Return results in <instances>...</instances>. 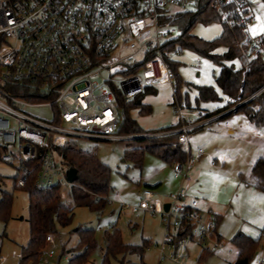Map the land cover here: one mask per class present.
<instances>
[{
    "label": "built area",
    "instance_id": "built-area-1",
    "mask_svg": "<svg viewBox=\"0 0 264 264\" xmlns=\"http://www.w3.org/2000/svg\"><path fill=\"white\" fill-rule=\"evenodd\" d=\"M198 0H0V139L15 152L0 156L8 165L17 164L15 186L23 187L37 170L34 185L43 192L60 193L72 185L68 162L62 149L76 137L121 139V111L112 88L122 91L129 102L161 84L170 86L176 127L151 136L178 134L185 159L171 163L181 186L165 202L152 189L144 188L137 204L125 205L133 213L159 215L164 234L159 243L160 260L182 264L189 244L199 242L216 252L226 249L217 237L215 220L191 197L185 182L192 180L196 160L204 148L193 149L191 135L222 119L254 96H228L222 110L213 112L190 107L179 99L175 72L167 64L163 43L168 31L161 16L192 10ZM224 26L239 31L238 44L248 47L239 58L243 66L259 56L264 62V33L255 35L259 19L250 0H211ZM155 51L145 65L146 52ZM10 88L27 91L28 97ZM53 107L52 119L32 114L29 109ZM59 122L65 125L59 124ZM225 126H230L228 120ZM212 165L216 161L212 160ZM70 169V168H69ZM112 203L111 198H107ZM168 204V208H166ZM264 236V231H263ZM264 250V245H263ZM71 253L68 264L82 251ZM62 243L55 232L45 234L38 259L28 264H62ZM6 256L0 255V262ZM259 264H264V253Z\"/></svg>",
    "mask_w": 264,
    "mask_h": 264
},
{
    "label": "rangeland",
    "instance_id": "rangeland-1",
    "mask_svg": "<svg viewBox=\"0 0 264 264\" xmlns=\"http://www.w3.org/2000/svg\"><path fill=\"white\" fill-rule=\"evenodd\" d=\"M253 5V10L257 14L259 22L254 26L252 32L257 35L264 33V0H250ZM224 29V25L220 19H215L210 22L202 20L196 22L192 28V33L205 40H212L219 37ZM180 31L177 28L172 29L171 36H177ZM224 47H219L217 52H223ZM170 58L177 62V73L181 80L180 92L185 99L186 93L189 95V100L193 105H197V86L212 85L218 91L222 98L218 101L201 102L200 108L213 110L211 107L224 106L227 96L219 89L215 76L220 70L219 64L212 59L202 56L191 49H183L182 51L170 53ZM236 65H240L239 60H235ZM155 93L147 94L144 97V102L152 107V111L147 114H141L139 108H134L130 113L137 120L139 125L148 131L160 130L176 123V117L173 112V95L169 85L161 84L156 87ZM29 111L37 116L52 119L54 108L36 107L30 108ZM121 111V109H120ZM121 111V120H122ZM246 117L241 112H235L230 116V120L235 126L237 137H225L227 129L221 124L213 125L204 130L192 133V139L201 138L204 142L205 136L211 132L217 136L218 142L221 145L236 146L243 143L245 130H240L239 125H246ZM61 125L64 123L59 122ZM121 139H97L91 137H76L71 141L78 142L85 150L91 151L106 163L111 168V191L108 195L113 200L112 203L106 204L103 210H93L88 206H79L75 203L71 196L70 187L60 189V193L55 192L53 199L58 201L63 200L73 213V221L70 225L63 227L58 226L55 232L59 238L64 253L62 254V264H68L72 251H84V247L75 248L79 242V233L76 231L80 226L82 229H94L97 241V247L91 253L89 259L84 264H102L103 255L105 252L104 236L106 231H112L114 228L120 230L123 241L131 244H142L148 239L151 246L146 248L143 259L140 256L128 254L130 260L125 258V262H132L134 259L136 264H141L142 260L146 264H177L165 258L159 262L160 250H157V240L162 238L164 234L163 225L160 223V216L145 214L140 211L133 213L130 209L123 207L125 205L137 204L142 195V189L148 185H155L157 179L170 180L173 178L171 167L165 165L155 154L146 151L142 166H138L132 158L130 151L133 148H142L146 143H141L135 140L138 137H133L124 132H119ZM242 137H241V136ZM145 136H147L145 134ZM151 136V135H150ZM240 136V137H238ZM230 141H233L231 143ZM230 142V143H229ZM202 145L208 144L203 143ZM209 148L206 149V151ZM5 151L15 152L16 147L5 146L0 139V156ZM17 164L8 165L2 162L0 158V199L3 192L13 194V202L11 215L9 220H4L0 217V251L1 254L8 256V264H18L21 249L30 240V224H29V194L23 188L15 186V177L17 176ZM70 167H68L69 170ZM160 185L153 187L158 188ZM97 197V196H96ZM98 198V197H97ZM168 200L166 197L164 200ZM108 201V200H107ZM234 236V235H233ZM233 236L223 234V237L229 241L228 247L231 246ZM264 238V237H263ZM263 244V243H262ZM228 247L225 250H218L208 254L200 262L197 261L201 254V245L197 241L191 242L189 250L191 254L182 264H234L236 259V250L230 253ZM156 248V249H155ZM262 249V247H261ZM261 249L257 251L250 264H259L261 258ZM120 258V257H119ZM119 258H112L111 264H120Z\"/></svg>",
    "mask_w": 264,
    "mask_h": 264
},
{
    "label": "trees",
    "instance_id": "trees-1",
    "mask_svg": "<svg viewBox=\"0 0 264 264\" xmlns=\"http://www.w3.org/2000/svg\"><path fill=\"white\" fill-rule=\"evenodd\" d=\"M215 19L221 20L216 9L211 6V0H198L195 9L164 14L160 19V24L167 29L168 36H171L173 28L180 31L179 35L167 38L162 48L165 61L175 72V79L179 87V99L183 104L190 107L200 108L199 104L201 102L218 101L222 98L219 91L212 85L197 86V105H193L189 100L188 93H186L185 99L183 98L180 92L181 80L177 73V62L170 58V53L182 51L185 48L191 49L219 64L220 70L215 76V80L221 92L227 97L234 96L242 100L255 94L264 85V62L262 58L257 56L252 59L248 66H243L241 63L237 66L235 63V60H239L240 56L248 50L247 46L238 44V38L241 37L239 31H232L224 26L222 34L212 40H205L191 32L196 22L200 20L210 22ZM219 47H224V51L217 52ZM154 55L155 51L153 50L146 52L144 60L134 63L131 66L132 70L145 65ZM112 89L117 106L121 109L123 115L119 132H124L135 138L138 137L135 140L146 143L144 147L133 148L130 151L138 166H142L146 151L155 154L169 164L185 159V152L178 141V134L150 136L153 133L171 130L176 127V124L157 131H148L143 129L137 120L131 116L130 112L134 108H139L141 114L152 111L151 105L143 101L147 94L152 93V88H147L144 93L129 102H124L122 91L119 88ZM10 90L18 95L30 98L27 91H23L21 88H10ZM223 107H219L217 110L220 111ZM237 110L243 112L249 121L256 126H264V91L239 106ZM62 151L69 167L77 169L78 178L71 189V196L75 203L79 206H88L93 210H103L112 189L110 166L101 161L97 154L82 148L78 142L70 141ZM252 173L254 177L253 185L264 191V156L256 161ZM37 174L38 172L35 170L28 177L25 186L17 187L23 188L29 194L30 240L22 247L20 264H28L38 259L41 249L45 245L46 233L56 232L58 226L66 227L73 221V213L63 200L55 201L53 192H43L36 188L34 181ZM12 202L13 194L3 192L0 199V217L6 221L9 220L11 215ZM214 220L215 230H217L220 216L214 215ZM76 231L79 233V242L74 249L84 247V251L81 253L80 258L72 260L71 264H84L97 247L95 230L82 229L78 226ZM217 237L222 238L220 235H217ZM104 242L105 252L102 264H111L112 258L119 257L120 264H127L125 258L128 254H137L142 258L149 245L148 240H144L142 244L125 243L120 230L117 228L106 231ZM231 243L237 252L234 264H250L260 246L261 238H254L238 231L232 237ZM210 253L214 252L203 248L197 261L200 262ZM128 264L135 263L128 262ZM142 264L146 263L142 260Z\"/></svg>",
    "mask_w": 264,
    "mask_h": 264
},
{
    "label": "crops",
    "instance_id": "crops-1",
    "mask_svg": "<svg viewBox=\"0 0 264 264\" xmlns=\"http://www.w3.org/2000/svg\"><path fill=\"white\" fill-rule=\"evenodd\" d=\"M256 25L257 23L252 26V30ZM152 89V93H155L157 90L156 87ZM211 108L213 109V112H217L219 107ZM235 112L239 113L240 111L235 110L222 119L214 121L207 127L200 128L196 131L204 130L208 127H212L213 125L222 124L227 129L226 134H224L225 137L231 136L236 138L237 133L240 132L236 130L230 120V116ZM244 116L246 117V125L244 127L239 125L240 130H245V137H243V143L241 145H221L220 142H218L219 140L216 138L217 136L211 132L208 136H205L203 142L208 144V147L206 145H202L203 140H201V138L195 140L191 138L193 149L196 150L197 148L202 147L204 148L205 153L202 154L194 163L191 173L192 180L185 182V184L189 188L190 196L199 199L200 207L208 216L213 218L214 215L220 216L217 235H220L222 237L221 239L226 242V248L228 247L229 241L223 237V234L225 233L227 236H233L238 231H242L254 238H261L258 250L262 247V256L264 253V191L253 185L254 177L252 170L256 161L260 157L264 156V126L258 127L251 123L245 114ZM225 120L230 122V126H225ZM230 142L233 143V141ZM207 148H209V151H206ZM212 160L216 161V165L211 164ZM164 163L165 165H169L171 167L173 178L170 180L157 179L158 181L155 182L158 183L154 186L146 184V187L152 189L158 198L166 202L167 199H164L166 197L168 198L171 192L177 190L183 181L174 177L171 164L166 162ZM158 185H160L158 188H153ZM142 212L144 215L152 214L146 211ZM160 223L162 224L161 217ZM161 239L162 238L157 240V250H159V243L161 242ZM150 246L151 243L149 241L148 248ZM202 249L203 246L201 245V251ZM233 249L236 250L231 244V246L228 247V251L231 253ZM190 254L191 250H189L188 258ZM0 255H3L1 254V251ZM133 255L135 256L137 254ZM126 258H128V255ZM128 259L130 260V256ZM8 261L9 257L6 256V260L0 262V264H8ZM131 261L135 263L134 259ZM159 262H161V260H159ZM18 264H20V259Z\"/></svg>",
    "mask_w": 264,
    "mask_h": 264
},
{
    "label": "water",
    "instance_id": "water-1",
    "mask_svg": "<svg viewBox=\"0 0 264 264\" xmlns=\"http://www.w3.org/2000/svg\"><path fill=\"white\" fill-rule=\"evenodd\" d=\"M78 178V175H77V169L75 168H70L69 169V172H68V181L71 183V184H74L75 181L77 180ZM166 208H168V204H166Z\"/></svg>",
    "mask_w": 264,
    "mask_h": 264
}]
</instances>
